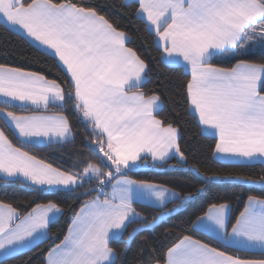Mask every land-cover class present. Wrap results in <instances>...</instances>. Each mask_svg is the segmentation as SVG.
I'll list each match as a JSON object with an SVG mask.
<instances>
[{"label":"snow or ice","instance_id":"6c2138e0","mask_svg":"<svg viewBox=\"0 0 264 264\" xmlns=\"http://www.w3.org/2000/svg\"><path fill=\"white\" fill-rule=\"evenodd\" d=\"M127 6L135 8V17L154 37L161 61L190 75L178 85L183 103L167 113L168 84L157 80L147 87L146 58L129 46L132 36L97 7L73 0H0V18L45 54L51 50L67 77L58 81L0 64V179L22 180L48 193H97L73 210L67 233L48 248L42 264H125L114 244L122 242L131 224H137L133 234H139L155 223L134 205L164 209L174 200L191 199L128 175L149 160L152 166L175 156L186 161L180 147L184 114L196 120L202 135L214 139V157L264 164V63L237 59L224 68L213 62L253 50L264 53V0H135ZM50 108L58 111L43 114ZM73 119L83 126L88 153H78L86 158L71 169L53 167L24 150V145H74ZM109 186L110 192L105 190ZM229 212L228 203L212 204L194 227L235 248L234 254L185 235L163 252L142 248L132 264H264V199L249 195L230 231ZM60 214V203L51 199L25 210L0 201V261L52 239L50 225ZM254 251L261 258L240 255Z\"/></svg>","mask_w":264,"mask_h":264},{"label":"trees","instance_id":"16d2710c","mask_svg":"<svg viewBox=\"0 0 264 264\" xmlns=\"http://www.w3.org/2000/svg\"><path fill=\"white\" fill-rule=\"evenodd\" d=\"M73 2L97 7L101 14L110 21L118 23L122 30L132 36V43L129 46L138 50L146 58L150 67L151 83L147 87H153L157 80H164L168 84L165 113L170 111L176 102L183 103L182 89L178 85L190 79V75H186L185 69L181 66L170 67L161 61L160 51L157 49L154 37L145 30L144 22L135 17V8L127 6L135 5V0H73ZM237 59L260 64L264 63V53L258 51L236 58H216L213 62L219 67L230 68L235 65ZM0 64L41 72L49 79L58 81L67 79L65 72L57 67L56 58L49 53L45 54L23 35L8 28L2 21H0ZM64 86L67 87L66 84ZM10 110L21 113L20 109ZM180 110L183 111L182 108ZM57 111L55 108H50L47 112L56 113ZM67 114L71 115L70 109ZM73 124L76 132L74 145H24V150L36 155L38 159H44L46 163H51L53 167L71 169L80 159L86 158V155L81 157L78 153H88V149L82 143L83 126L75 119H73ZM180 128L182 133L180 147L187 158L185 163L171 159L166 164L152 166L149 160L150 168L135 169L128 172V175L133 179H145L165 185L178 193L190 194L191 199L174 200L164 209L137 203L135 207L144 217L148 218L150 223L154 219L157 220L156 218H162V220L155 227L139 234H133V229L137 227V224L133 223L128 227L122 242L114 244V247L121 252L120 259L125 264H132L142 248H155L163 252L185 235H190L194 239L234 254L235 248H225L216 238L197 230L194 227L197 217L207 212L212 204L228 203L231 207L228 229L230 231L231 224L235 223L240 211L244 209L249 195L264 198V185L260 184V177L264 176V164L229 163L217 160L213 156L214 139L211 136L202 135L201 128L190 115L184 114ZM4 130L9 139L20 147L17 137L10 130ZM212 176L219 177V179H209ZM237 177L242 179L238 180ZM249 179L255 183L243 182ZM110 189L111 186L105 190L110 192ZM85 192L86 189H80L77 192L48 193L32 190L21 180L0 179V201L4 203H10L13 207L21 206V210H25L51 199L60 203L62 209L61 216L50 225L49 236L52 239L40 243L31 251L24 250L14 257L3 259L0 264H29V260L31 264H42L48 248L53 242L59 243L67 233L73 210H79L84 202L97 194L92 193L89 196ZM162 212L170 213V215L162 216ZM145 239L148 242L147 245H145ZM125 241L127 243H124ZM125 249H127L126 254H124ZM240 255L261 258L260 253L256 251L241 252Z\"/></svg>","mask_w":264,"mask_h":264},{"label":"crops","instance_id":"0c3cea01","mask_svg":"<svg viewBox=\"0 0 264 264\" xmlns=\"http://www.w3.org/2000/svg\"><path fill=\"white\" fill-rule=\"evenodd\" d=\"M0 21H2L8 28H10L11 29V27L10 26H8L6 23H5V21L2 19V18H0ZM12 30V29H11ZM15 32H18V33H20L21 35H23L30 43H32L34 46H36V47H38L39 49H41L42 48V46H40L38 43H34V42H32L31 41V39L30 38H28V37H26V35L22 32V31H15ZM50 52H51V50H49V54H50ZM255 52H258V51H255ZM51 55V54H50ZM56 60H58V58H56ZM18 114H25V115H27V114H29V113H18ZM43 114H45V115H54L55 113H50V112H44ZM39 145H46V144H39ZM217 160H219V161H222V160H220L218 157H215ZM171 159H177L179 162H181V163H185V161H180V159H179V157L178 156H175L174 158H171ZM171 159H169V161L171 160ZM222 162H227V161H222ZM229 163H243V162H229ZM245 164H248V163H245ZM148 168H150V166H149V164H147V166H144V167H140V168H137V169H148ZM135 170V169H134ZM0 175H2V174H0ZM132 178V177H131ZM5 180H12V179H5ZM22 181V180H21ZM110 191H111V189H110ZM175 191V190H174ZM177 192V191H176ZM262 199H264V198H262ZM149 205V204H148ZM134 207H135V205H134ZM158 208V207H157ZM138 211V210H137ZM230 213H231V207H230V212H229V216H228V220H229V218H230ZM142 215V214H141ZM61 216V214L59 215V217ZM143 216V215H142ZM58 217V218H59ZM206 234H208V235H210V236H212V237H214V235H212V234H209V233H206ZM214 238H216V237H214ZM217 240H218V238H216ZM256 252H259V251H256Z\"/></svg>","mask_w":264,"mask_h":264},{"label":"water","instance_id":"95a60500","mask_svg":"<svg viewBox=\"0 0 264 264\" xmlns=\"http://www.w3.org/2000/svg\"><path fill=\"white\" fill-rule=\"evenodd\" d=\"M93 193H95V192H93ZM161 220H162V218H158L157 220H155V223H154L153 227H155L156 225H158L161 222Z\"/></svg>","mask_w":264,"mask_h":264},{"label":"rangeland","instance_id":"374dc122","mask_svg":"<svg viewBox=\"0 0 264 264\" xmlns=\"http://www.w3.org/2000/svg\"><path fill=\"white\" fill-rule=\"evenodd\" d=\"M255 51H260V50H253V52H255Z\"/></svg>","mask_w":264,"mask_h":264}]
</instances>
